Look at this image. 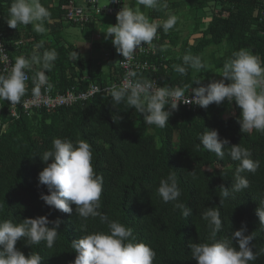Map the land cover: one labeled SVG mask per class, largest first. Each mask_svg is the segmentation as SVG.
Masks as SVG:
<instances>
[{
    "label": "trees",
    "instance_id": "16d2710c",
    "mask_svg": "<svg viewBox=\"0 0 264 264\" xmlns=\"http://www.w3.org/2000/svg\"><path fill=\"white\" fill-rule=\"evenodd\" d=\"M52 2L41 0L51 13L50 20L56 21L53 25L45 22L46 31L41 34L36 33L32 25L9 28L5 19L11 0H0V34L11 63L14 64L16 57L21 55L30 57L35 45L43 42L40 52L55 49L58 53L55 67L46 73L53 86L50 89L52 95L63 94L75 87L84 91L90 84L107 87L117 83L122 74L110 61L105 62L102 70L101 64L84 61L76 48L63 42L59 31L65 21L62 7L66 0H55V8L51 6ZM167 3V9L145 10L139 0H131L129 6L136 8L138 5L150 20H163L167 19L168 13L174 14L183 7L182 2L167 0ZM187 7L191 8L189 16L193 21L187 38L178 44L177 23L167 32L158 29L161 35L158 53L147 58L148 62L158 66V72L137 73L134 79L155 80L158 87L165 84L181 88L190 86L194 70L187 67L186 74L181 75L175 66H184L182 57L185 54L200 56L209 48L225 50L219 60H214L213 54L211 56L212 65L218 72L215 80L221 79L224 60L234 51L249 49L264 60V0H188ZM199 15L207 16L206 27ZM81 28L89 35L95 30V23ZM193 35L200 37L195 45H190L189 37ZM224 42L226 46L222 47ZM178 45L179 50L174 52ZM102 47L112 50L109 43L97 46ZM73 51L78 53L77 60L70 57ZM118 58L120 61L122 56L119 54ZM37 70L39 65L28 70L26 93L21 102L34 95L32 77ZM195 77L202 79L204 85L213 80L207 66ZM84 78L87 79L82 80ZM113 103L110 95L100 94L75 107L51 112L34 111L29 116L21 115L18 120H12L6 111L8 102L3 101V107H0V220L21 223L26 218L47 216L50 221L61 222L51 248L46 247L44 241L30 247L25 246L23 239L17 241L15 247L25 257L30 252H38L43 257L42 264H72L75 258L72 241L86 234L108 231L107 224L99 217L81 218L74 204L70 205L73 211L68 215L46 206L40 199L41 194H48L44 186L38 187V173L45 167L40 159L44 151L51 149L55 138L73 142L82 138L90 143L94 170L103 178L98 211L106 214L109 220L131 227L137 241L155 251L153 264H196L188 244L208 242L210 229L208 222L202 219V213L211 207L219 208L223 221L217 239L230 237L243 224L246 235L254 233V251L264 248V225L255 214L264 198V133L241 131L237 122L239 109L234 103H213L207 109L198 107L195 112L178 107L164 128L147 125L126 103L115 108L111 106ZM3 126H6L4 130ZM206 129L217 130L219 137L229 142V147L240 144L250 149L252 159L259 162L255 173H243L250 182L249 188L230 192L227 199L221 197L219 187L231 186L239 162L230 158L228 146H225L222 160L202 145L197 147L199 137ZM205 168L214 170L203 174L201 171ZM172 170L182 189L180 202L192 209L186 219L179 209L173 208V202L164 203L157 194L160 180ZM233 243L235 246V241ZM250 264H264V254Z\"/></svg>",
    "mask_w": 264,
    "mask_h": 264
},
{
    "label": "clouds",
    "instance_id": "9594fccd",
    "mask_svg": "<svg viewBox=\"0 0 264 264\" xmlns=\"http://www.w3.org/2000/svg\"><path fill=\"white\" fill-rule=\"evenodd\" d=\"M139 4L148 9L168 8L167 0H139ZM50 17V11L42 5L41 0H11L5 20L11 29H16L18 25H32L36 33L42 34L46 31L45 22H51ZM177 20L178 17L171 13L167 14V19L150 20L138 7L132 8L125 4L116 14V24L107 26L105 39L112 38L113 46L124 58L125 66H128L137 51L145 50L144 45L155 51L152 42L158 38V29L167 32L176 25ZM225 46L226 42L222 43V47ZM42 47L43 42L36 44L30 57L18 56L13 64L7 60L3 45H0V63L3 64L0 69V107H3L5 100L11 105L21 102L29 79L27 72L33 65H39V70L32 77L34 94L38 96L41 87L48 90L53 87L46 73L55 67L58 53L55 49L40 52ZM70 57L74 60L79 58L75 51L70 53ZM182 60L184 66L176 65L175 70L181 75L186 74L187 67L194 70L190 86L181 88L165 84L158 87L155 81L134 79V74L129 72L119 84L113 83L108 90L114 102L111 106L115 108L126 103L143 117L147 125L164 128L180 104H193L207 109L213 103L219 105L227 101L239 109L237 122L241 131L264 133V60L259 55L243 48L232 52L220 69L221 79L209 80L206 85L202 84V79L195 77L207 66L203 58L187 53ZM193 84L197 87H192ZM189 88L190 95H185ZM166 107L168 110H165ZM199 140L197 147L202 145L219 159L224 158V149L229 142L222 140L217 130L206 129ZM229 148L228 155L239 163L231 186L219 187L224 199L229 197L230 192L249 188L250 182L243 173H255L259 167V162L252 159L250 149L240 144ZM40 160L45 167L38 173V187L42 185L47 189L48 194L40 195L46 206L71 215L73 209L70 205L74 204L81 218L87 220L99 217L102 223L107 224V232L86 234L71 242L75 253L72 264H153L155 251L149 245L138 242L131 227L109 220L106 214L98 211L101 207L103 178L94 170L93 149L87 140L81 138L73 142L55 138L51 149L44 151ZM157 194L164 203L173 202V208L179 209L185 219L192 214V209L179 200L182 189L175 171H170L166 178L160 180ZM255 214L259 223L264 225V198ZM202 219L208 222L210 229L208 242L188 244L196 264H250L264 254V248L259 252L254 251V233L246 235L247 229L243 224L230 237L217 239L223 227L219 208H205ZM60 223L59 220L50 221L47 216L26 218L21 223L0 220V264H42L43 257L38 252H30L25 257L15 245L23 239L27 247L44 241L46 247L51 248L59 234L57 229Z\"/></svg>",
    "mask_w": 264,
    "mask_h": 264
},
{
    "label": "built area",
    "instance_id": "2783aa9c",
    "mask_svg": "<svg viewBox=\"0 0 264 264\" xmlns=\"http://www.w3.org/2000/svg\"><path fill=\"white\" fill-rule=\"evenodd\" d=\"M102 2L105 4L102 5ZM123 5H125V0H66V5L62 7V11H64V20L68 24L81 27L96 23L97 19L102 16L116 18V14ZM157 37L158 38L154 39L152 42V44L155 45V51H152L148 45H144L145 50L137 51L133 61L128 66H125L123 57L118 61L117 68L120 70L122 78L117 81L116 84H119L129 72H132L134 75L137 73L156 74L158 72V66L147 61V58L153 57L158 53V42L161 39L159 32L157 33ZM97 38L100 37L97 36ZM0 45H3L1 34ZM3 48L5 51L4 55L7 57V60L11 62L6 54L4 45ZM2 68L3 64L0 63V69ZM85 79L87 78L82 80ZM110 87L111 86L104 87L102 85L90 84L84 91L75 87L67 90L63 94L55 95H52L50 90L44 87L40 89L38 96L34 94L32 97L26 98L18 104L11 105L10 102L7 101L8 105L6 111L10 119L18 120L21 115L29 116L34 111L44 110L46 112H51L57 109L71 108L92 99L96 95L103 94L108 96ZM185 95H190V90H187ZM178 107L195 112L199 106L193 104H180ZM5 127L6 126H3V130Z\"/></svg>",
    "mask_w": 264,
    "mask_h": 264
},
{
    "label": "rangeland",
    "instance_id": "374dc122",
    "mask_svg": "<svg viewBox=\"0 0 264 264\" xmlns=\"http://www.w3.org/2000/svg\"><path fill=\"white\" fill-rule=\"evenodd\" d=\"M131 0H125V4L129 6V2ZM177 2H182L183 7L177 10V12H174V15L178 17L177 20V30L179 33V45L181 42L187 38L189 34V30L192 27L193 21L190 19L189 11L190 7H187L188 0H174ZM105 3L102 2V5ZM138 5L136 6V8ZM139 8V7H138ZM145 8V7H144ZM148 8H145L147 10ZM199 18L203 19L204 23L203 26H207V16L199 15ZM204 17V18H202ZM116 18L115 17H100L97 19V22L95 23V30L91 34H84L82 32V28L79 26H72L68 24L66 21L62 22V28L60 29L59 33L61 35V38L63 39V42L66 44H69L77 49L78 53L80 54L81 58L84 61L90 60L93 62V64L99 63L101 64L102 70L105 69V62L110 61L113 66L117 67L118 65V56L119 53H117L115 47L113 46L111 42V37H108L105 39V34L107 32V26H114L116 24ZM99 36L100 38H97ZM200 35H193L189 40L190 45H195ZM109 43L112 45V50H109L107 47L97 48L98 45L101 43ZM179 45L174 49V52H177L179 50ZM224 55L225 50L222 49H216V48H209L200 56L203 58V60L206 62L207 65V71L211 79L215 80L217 77L218 72L215 71L214 66L212 65L211 56L213 54L214 60H219L220 57ZM96 69V67H95ZM93 74H96L93 72ZM214 168H205L201 172L203 174L210 173L208 170Z\"/></svg>",
    "mask_w": 264,
    "mask_h": 264
},
{
    "label": "crops",
    "instance_id": "0c3cea01",
    "mask_svg": "<svg viewBox=\"0 0 264 264\" xmlns=\"http://www.w3.org/2000/svg\"><path fill=\"white\" fill-rule=\"evenodd\" d=\"M53 2H52V7H54L55 8V6H56V3H55V0H52ZM56 23V21H51L50 23H49V25H53V24H55Z\"/></svg>",
    "mask_w": 264,
    "mask_h": 264
}]
</instances>
